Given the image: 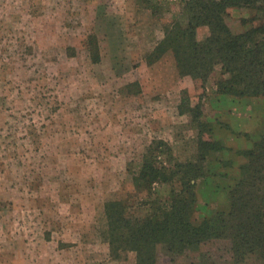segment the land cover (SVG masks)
I'll list each match as a JSON object with an SVG mask.
<instances>
[{
	"label": "rangeland",
	"instance_id": "rangeland-1",
	"mask_svg": "<svg viewBox=\"0 0 264 264\" xmlns=\"http://www.w3.org/2000/svg\"><path fill=\"white\" fill-rule=\"evenodd\" d=\"M186 1L0 0V264H135L132 252L110 254L104 204L124 201L141 218L167 207L176 180L134 178L145 160L197 162L199 138L220 149L202 162L193 217L228 211L242 152L264 137V96L220 94V66L197 88L171 52L147 63L165 29L186 24ZM260 15L230 7L224 21L238 34ZM157 264L264 259L237 263L229 240H213L180 256L159 247Z\"/></svg>",
	"mask_w": 264,
	"mask_h": 264
},
{
	"label": "trees",
	"instance_id": "trees-1",
	"mask_svg": "<svg viewBox=\"0 0 264 264\" xmlns=\"http://www.w3.org/2000/svg\"><path fill=\"white\" fill-rule=\"evenodd\" d=\"M230 7L254 8L261 14L259 24L234 34L224 21ZM184 11L186 24L167 27L162 40L147 56V63L151 65L171 52L179 75L189 77L197 88H203L215 67L220 66L222 73L228 75L218 83L220 94L263 97L264 0H187ZM202 27L207 28L208 34L198 40L197 31ZM89 53L92 62L99 63L94 43ZM199 111L198 106L190 110L194 120L199 119ZM199 145L202 149L197 162L175 163L167 169L145 160L134 178L136 184L142 181L147 186L176 180L180 188L178 192L170 191L167 207L158 206L141 218L130 216L124 201L104 204L112 256L132 252L135 264H157L159 247L169 255L180 256L213 240H229L235 262L251 256L264 259V137L251 150L242 152L247 162L239 168L242 177L228 191V211L196 222L194 188L203 176L202 162L207 151L220 149L218 143L202 138Z\"/></svg>",
	"mask_w": 264,
	"mask_h": 264
}]
</instances>
